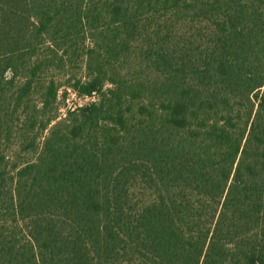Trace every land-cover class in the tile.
<instances>
[{"label": "trees", "instance_id": "trees-1", "mask_svg": "<svg viewBox=\"0 0 264 264\" xmlns=\"http://www.w3.org/2000/svg\"><path fill=\"white\" fill-rule=\"evenodd\" d=\"M0 264H264V0H0Z\"/></svg>", "mask_w": 264, "mask_h": 264}, {"label": "rangeland", "instance_id": "rangeland-1", "mask_svg": "<svg viewBox=\"0 0 264 264\" xmlns=\"http://www.w3.org/2000/svg\"><path fill=\"white\" fill-rule=\"evenodd\" d=\"M61 87L58 93L57 103L59 104V114L60 116H64V113L67 108H70L73 104H84L91 100L90 97L78 96L72 89H67L66 94L64 90L66 88L65 81L61 82Z\"/></svg>", "mask_w": 264, "mask_h": 264}]
</instances>
